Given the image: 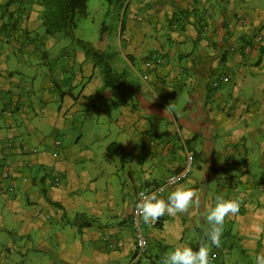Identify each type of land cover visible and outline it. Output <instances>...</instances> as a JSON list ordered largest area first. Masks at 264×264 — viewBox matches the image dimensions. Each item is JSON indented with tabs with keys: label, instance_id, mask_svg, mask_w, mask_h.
I'll use <instances>...</instances> for the list:
<instances>
[{
	"label": "crops",
	"instance_id": "0c3cea01",
	"mask_svg": "<svg viewBox=\"0 0 264 264\" xmlns=\"http://www.w3.org/2000/svg\"><path fill=\"white\" fill-rule=\"evenodd\" d=\"M109 7L104 50L122 74L112 87L81 46L44 32L33 0H0V169L10 172L0 179V264H158L206 239L221 194L240 209L225 219L213 264H255L264 253V0ZM154 51L164 61L143 78ZM186 152L191 173L163 197L186 185L200 206L146 227L148 251L134 260V194L178 171Z\"/></svg>",
	"mask_w": 264,
	"mask_h": 264
},
{
	"label": "clouds",
	"instance_id": "9594fccd",
	"mask_svg": "<svg viewBox=\"0 0 264 264\" xmlns=\"http://www.w3.org/2000/svg\"><path fill=\"white\" fill-rule=\"evenodd\" d=\"M159 189L149 193L141 192L139 200L134 205L137 219L145 224H154L166 213L175 216L179 213H188L191 207H199V194L195 188L180 185L175 187L166 198ZM214 206H209L206 212L208 228L204 231L197 248L187 245H177L171 251L163 254L161 264H213L215 259L213 247L221 246V236L224 231L226 217L234 216L239 212L240 202L236 199H225L224 196H215ZM264 229H257L256 238L259 239ZM255 264H264V253L257 254Z\"/></svg>",
	"mask_w": 264,
	"mask_h": 264
},
{
	"label": "trees",
	"instance_id": "16d2710c",
	"mask_svg": "<svg viewBox=\"0 0 264 264\" xmlns=\"http://www.w3.org/2000/svg\"><path fill=\"white\" fill-rule=\"evenodd\" d=\"M88 1L89 0H33L35 5L40 7V25L43 27L44 32L50 35L61 34L64 37L75 40V42L84 49L86 56L91 58L94 64L100 68L103 74L104 86L112 87L120 83L122 74L113 71L108 63L109 54L104 50L106 24L103 22L100 25L97 36L95 35L93 38L90 37L86 40H82L74 37L73 30L76 25V16L86 13ZM104 1L110 3L112 0ZM201 31L202 29L200 27V32ZM159 53L161 54V52ZM161 56L163 58L162 54ZM159 223L160 219L157 225H159ZM193 248L195 249L197 247ZM158 264H161V261ZM241 264L254 263L244 262Z\"/></svg>",
	"mask_w": 264,
	"mask_h": 264
},
{
	"label": "built area",
	"instance_id": "2783aa9c",
	"mask_svg": "<svg viewBox=\"0 0 264 264\" xmlns=\"http://www.w3.org/2000/svg\"><path fill=\"white\" fill-rule=\"evenodd\" d=\"M260 39L259 36H256L254 38V41H258ZM163 58L159 52H152L147 59L143 62V66L145 69V74L142 76L143 78H147L148 72L155 67L162 64ZM222 79V76H218L213 82L212 86L216 87L218 85V82ZM56 144L59 143L57 140L55 142ZM194 166V155L191 152H186L182 161V165L180 169L176 172L168 174L166 177L163 178L159 183L153 184V185H144L141 186L134 194L133 203L131 206V211L129 215V224L132 230V237L134 242V260L141 259L145 256L146 251L148 249V238L146 234L144 233V229L146 227H154L157 226L158 222L154 224H145L142 219H137L134 212V205L139 200V194L141 192L149 193L151 191H156L159 189H162V195L165 191V189L173 187L177 185L178 183L182 182L192 171ZM10 175L9 170H7L6 167H3V169L0 170V179H7ZM56 184L59 182L58 179L55 180ZM6 189L8 191L13 190V186L8 185L6 186Z\"/></svg>",
	"mask_w": 264,
	"mask_h": 264
},
{
	"label": "rangeland",
	"instance_id": "374dc122",
	"mask_svg": "<svg viewBox=\"0 0 264 264\" xmlns=\"http://www.w3.org/2000/svg\"><path fill=\"white\" fill-rule=\"evenodd\" d=\"M98 1H99V4H96L95 2H93V0H90V2L88 1L89 4H87V6H89V8H90L89 15L86 16V13H85L83 15L76 16V19H75L76 25H75L74 30H73L74 37L82 39V40H86L90 37L93 38L95 35L97 36V33L99 32L100 25L104 21H105L104 23L106 24V33H107V28L111 27L112 22L115 18V17H112L113 10L111 9V7H109V4L112 1L114 3H116L118 0H112L110 3H107L104 0H98ZM12 2L17 3V6L20 8H24L29 4V0H12ZM0 17L1 18L5 17V21L7 20L6 15L2 14V8H0ZM58 36H62V35L59 34ZM62 37L65 38V41L72 42L73 44H75L76 46L79 47V45L75 42V40H73L71 38L69 39V38L64 37V36H62ZM118 180L119 179L117 177L114 179L113 182L116 185H118ZM180 183H178V184H180ZM166 190L167 189H165V191ZM12 191H14V190L8 191L6 189L7 194H11ZM114 195L116 197H118L117 190L114 191ZM234 255H235V257H237L239 259V262H241L242 259L247 260V256L244 257V255L240 252L239 249H237L234 252ZM228 257L229 256H226L225 259Z\"/></svg>",
	"mask_w": 264,
	"mask_h": 264
}]
</instances>
